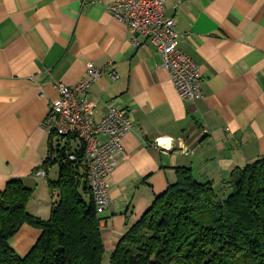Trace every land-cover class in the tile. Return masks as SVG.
<instances>
[{
	"label": "crops",
	"instance_id": "0c3cea01",
	"mask_svg": "<svg viewBox=\"0 0 264 264\" xmlns=\"http://www.w3.org/2000/svg\"><path fill=\"white\" fill-rule=\"evenodd\" d=\"M114 0H0V190L21 180L34 190L30 213L50 218L51 181L45 164L55 134L44 126L57 83L74 85L87 64H106L90 88L103 120L125 110L133 130L108 177L112 203L99 209L109 260L120 239L176 183L181 167L199 182L226 189L233 172L264 156V0H168L180 46L202 71L203 96L182 98L157 47L136 46L109 7ZM168 138L166 148L158 139ZM69 139L66 140V142ZM74 138L70 139L73 147ZM49 168L47 175L36 172ZM56 175L54 174V171ZM42 230L25 224L12 246L26 255Z\"/></svg>",
	"mask_w": 264,
	"mask_h": 264
},
{
	"label": "trees",
	"instance_id": "16d2710c",
	"mask_svg": "<svg viewBox=\"0 0 264 264\" xmlns=\"http://www.w3.org/2000/svg\"><path fill=\"white\" fill-rule=\"evenodd\" d=\"M70 151L67 144L45 161L60 167L50 182V218L30 213L34 190L23 181L0 190V264H103L102 218L81 158L70 159ZM25 224L42 234L23 256L11 240ZM110 264H264V156L237 168L226 189L181 167L178 181L120 239Z\"/></svg>",
	"mask_w": 264,
	"mask_h": 264
},
{
	"label": "built area",
	"instance_id": "2783aa9c",
	"mask_svg": "<svg viewBox=\"0 0 264 264\" xmlns=\"http://www.w3.org/2000/svg\"><path fill=\"white\" fill-rule=\"evenodd\" d=\"M168 0H114L109 7L113 16L125 24L132 33L136 46L140 38L149 39L162 57V66L169 70L171 80L179 95L184 99L203 96L202 71L200 65L180 46V34L176 30V20L166 14ZM106 64L89 62L86 78L74 85L58 82V96L52 100L49 113L44 121L48 131L55 134L50 158L58 155V149L67 144L72 160L81 158V165L87 172L88 184L99 209L112 203L108 177L122 156L125 136L133 130V124L125 110L110 107L107 116L96 121L97 102L90 98L92 84L103 75L113 80L119 74ZM81 139L82 143L73 147L70 139ZM69 141L66 142V140ZM168 138L158 139L157 147L169 149ZM49 168L36 172L46 176Z\"/></svg>",
	"mask_w": 264,
	"mask_h": 264
},
{
	"label": "rangeland",
	"instance_id": "374dc122",
	"mask_svg": "<svg viewBox=\"0 0 264 264\" xmlns=\"http://www.w3.org/2000/svg\"><path fill=\"white\" fill-rule=\"evenodd\" d=\"M82 143V141H81V139H77V141L75 142V146H77V145H79V144H81ZM56 170L54 171V174L53 175H56ZM110 258H111V256L109 257V260L108 259H106L104 262H103V264H110Z\"/></svg>",
	"mask_w": 264,
	"mask_h": 264
}]
</instances>
